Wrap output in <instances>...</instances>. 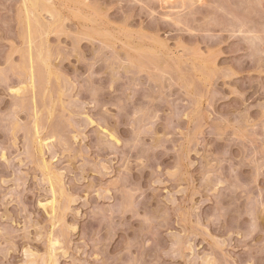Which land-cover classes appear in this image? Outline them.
I'll return each mask as SVG.
<instances>
[{"label": "rangeland", "instance_id": "rangeland-1", "mask_svg": "<svg viewBox=\"0 0 264 264\" xmlns=\"http://www.w3.org/2000/svg\"><path fill=\"white\" fill-rule=\"evenodd\" d=\"M25 2L0 0V264H264V0H41L32 46Z\"/></svg>", "mask_w": 264, "mask_h": 264}, {"label": "bare ground", "instance_id": "bare-ground-1", "mask_svg": "<svg viewBox=\"0 0 264 264\" xmlns=\"http://www.w3.org/2000/svg\"><path fill=\"white\" fill-rule=\"evenodd\" d=\"M25 1L28 2V3L30 2V3H29V6L32 7V8H30V7L26 8V7H25V8H26V13H27V20H28V21H27V23H28V28H29L28 30H30V31H29V32H30V44H31L30 46H32V44H33V43H32V36H33V35H32V33H31V31H32L33 26H31V22H30V19H31V18H30V16L33 17L32 15H33V14L35 13V11L37 10L36 7H38V8L40 7V6H38V5H40V1H41V0H24V2H25ZM26 2H25V4H24V6L27 4ZM27 5H28V4H27ZM31 5H32V6H31ZM47 13H48V12H47ZM60 18H61V17H60ZM35 22H36V21H35ZM39 23H40V22H39ZM38 25H40V24H38ZM38 25H37V27H38ZM31 27H32V28H31ZM33 32H34V30H33ZM35 32H36V31H35ZM104 34H105V33H104ZM107 38H108V37H107ZM33 41H34V40H33ZM31 48H32V47H31ZM41 48H42V47H41ZM30 50H31V49H30ZM41 51H42V49H41L39 52H41ZM31 52H32V50L30 51V56L33 54V53H31ZM39 52H38V53H39ZM140 52H141V51H140ZM38 55H39V57H40V60L42 59V56H44L43 54H38ZM31 60H32V61H31V64H32V67H31V68H32V70H31V82H32V84H31V88H34V84H35V82H34V79H35L34 74H35V73H34V72H35V71H33V70H34V69H33V68H34V67H33V64H34L35 61H33L34 59H32V56H31ZM37 60H38V58H37ZM42 60H43V63H44V65H45V60H44V59H42ZM42 60H41V63H42ZM38 61H39V60H38ZM39 62H40V61H39ZM46 62H47V61H46ZM46 64H47V63H46ZM47 65H48V64H47ZM47 65H46V66H47ZM48 66H49V65H48ZM48 66H47V67L44 66V67H45L46 69L48 68V71H49V67H48ZM41 71H42V70H41ZM42 73H43V72H42ZM44 73H45V72H44ZM50 73H51V72H50ZM31 82H30V83H31ZM24 89H25V88H24ZM20 90H22V89H19V90H17L16 92L19 93V92H21ZM33 90H34V89H33ZM22 91H23V90H22ZM36 116H37V115H36ZM36 122H37V121H36ZM36 126H37V123H36ZM35 132H36V131H35ZM38 132H39V131H38ZM40 134H41V133H40ZM38 138H39V137H38ZM44 139H45V138H44ZM40 140H41V139H40ZM40 140H39V141H40ZM47 141H48V140H47ZM41 142L43 143L44 140L41 141ZM44 143H45V142H44ZM40 144H41V143H39V145H40ZM49 144H50V143H45V146L48 147ZM41 145L44 146V144H41ZM50 146H51V145H50ZM39 147H41V146H39ZM43 148H45V147H42V148H40V149L43 150ZM48 148H49V147H48ZM41 152L43 153V151H41ZM45 167H46V168H45ZM45 167H44V170L47 169V172H49V168H48L46 165H45ZM49 174H50V173L46 174L47 177H48ZM51 175H52V172H51V174H50L49 176H51ZM52 177H53V178H52ZM54 177H55V176L52 175L51 177L48 178V182H49V184H50V186H51L50 188H51V190H52V195H53L52 197H53V198H51V202H49L47 205H44V208H45V209H47L48 211L50 210V212H48V213L51 214L52 218H54V216L56 215V213L58 214V212H57L58 209L56 208V206H57V204H58V201H57V194H60V192L57 193V191H56V187H57V186H56V184H57L56 182L58 181V179H57V178L54 179ZM56 180H57V181H56ZM55 181H56V182H55ZM57 185H58V184H57ZM58 187H59V186H58ZM58 187H57V188H58ZM60 189H61V188H60ZM57 190H58V189H57ZM60 196H62V193H61ZM60 196H59V197H60ZM58 208H59V207H58ZM53 220H54V219H53ZM55 220H56V219H55ZM55 237H56V236H55ZM57 238H58V237H57ZM50 239H51V238H50ZM58 244H59V241H58L57 239H51V240H50V246H51L53 249H54V247H56ZM51 250H52V249H51ZM54 251H55V250H54ZM54 251H53V252H54ZM53 255H54V254H53ZM53 255L50 256L49 260H47L46 263L44 262L45 260H44V261L42 260V262H44V264H51V263L55 262V261L53 260Z\"/></svg>", "mask_w": 264, "mask_h": 264}]
</instances>
